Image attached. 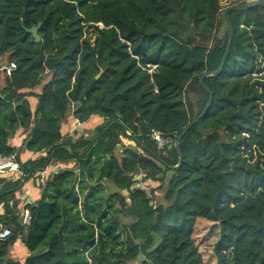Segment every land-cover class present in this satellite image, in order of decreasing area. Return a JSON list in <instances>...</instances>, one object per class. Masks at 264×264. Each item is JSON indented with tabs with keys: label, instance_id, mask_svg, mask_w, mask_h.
<instances>
[{
	"label": "trees",
	"instance_id": "trees-1",
	"mask_svg": "<svg viewBox=\"0 0 264 264\" xmlns=\"http://www.w3.org/2000/svg\"><path fill=\"white\" fill-rule=\"evenodd\" d=\"M227 1L0 0V67L16 66L0 70V156L21 174L0 176L12 230L0 264H204L199 221L218 228L216 264H264V8L229 14L223 70L203 79L212 103L174 147L207 103L199 79L224 54L223 10L248 0ZM39 23L35 43L25 29ZM40 53L62 63L48 72ZM69 114L101 122L69 135ZM153 130L169 143L158 148ZM24 151L36 156L22 162ZM53 165L22 225L20 184Z\"/></svg>",
	"mask_w": 264,
	"mask_h": 264
},
{
	"label": "water",
	"instance_id": "water-1",
	"mask_svg": "<svg viewBox=\"0 0 264 264\" xmlns=\"http://www.w3.org/2000/svg\"><path fill=\"white\" fill-rule=\"evenodd\" d=\"M255 8H264V0H248L243 5H236V6L227 7L226 9L223 10L222 21H223V23H224V25H225V27H226V29L228 31V40H227V45H226L224 54L222 56V59L220 61L218 69L216 71L212 72V73L205 74L204 76H202L199 79L200 86L208 94V100H207V103H206L205 107L201 111V113L189 125H187V127L183 130V132L175 140L174 147L176 149H178V147H179V143H180L181 138L189 131V129L191 127H193L195 124H197L202 119V117L205 115V113L207 112V110L209 109V107H210V105L212 103L213 93L208 89V87H206L204 85L203 79L205 77L210 76V75H214V76L215 75H219L222 72V70H223L226 58H227V56L229 54V50H230V47H231V44H232V41H233V35H234L231 23L229 21V14L232 13V12H243V11H246V10H249V9H255ZM39 28H40V23L37 26H35V27H32L30 29H25V33L29 34L35 43L40 42V36L38 34V29ZM36 62L38 64H40V65H43L44 68L48 72L54 71L56 69V67L59 66L62 63L61 58H58V57H56V58H54V57H44L42 53L39 54V56L36 59ZM101 74H102V71H100L99 74L95 76V79H98L101 76ZM7 128H8V126H7ZM9 138L10 137H8V139ZM176 167H174V168H176ZM4 171H7V169H5ZM22 185H23V182L20 184L19 189L22 187ZM18 221L21 223V221H22V217L21 216L19 217Z\"/></svg>",
	"mask_w": 264,
	"mask_h": 264
},
{
	"label": "crops",
	"instance_id": "crops-1",
	"mask_svg": "<svg viewBox=\"0 0 264 264\" xmlns=\"http://www.w3.org/2000/svg\"><path fill=\"white\" fill-rule=\"evenodd\" d=\"M5 65L0 67V70L2 67H4ZM2 71V70H1ZM35 93H39L40 89L36 88L34 90ZM28 100L31 104V106L33 107L36 103V100L34 97H28ZM100 119L98 118H91L88 122L84 123V124H80L78 123L70 114L69 117L67 118V123L62 125L63 128V133L68 132L69 135L72 134H76V135H80V134H84L87 130H91L94 127H96L99 123H100ZM27 137V133L26 134H22L21 132H16V134L14 135L13 138H10V143L12 146L19 148L22 144L23 141L26 139ZM119 152L121 153V150H119ZM35 154H32L30 152L24 151L21 154V161L24 162L28 159H31L33 157H35ZM58 170L57 166L53 165V166H49L45 171H43L45 178L51 174L52 172ZM41 173L37 174L35 176V178L30 179L27 182H23L22 187L19 189L18 191V198L20 200V204H19V211L22 215V209H23V203L26 202L27 204H33L36 200L39 199L40 197V191H39V184L41 183ZM11 176L14 177H19L20 176V172L19 170L16 172H7L5 174L2 175V177H5L6 179L11 178ZM20 242V241H17ZM21 243V242H20ZM20 243H17L14 247H18L21 246ZM27 253L25 251V254H23L22 259H24L26 257Z\"/></svg>",
	"mask_w": 264,
	"mask_h": 264
},
{
	"label": "rangeland",
	"instance_id": "rangeland-1",
	"mask_svg": "<svg viewBox=\"0 0 264 264\" xmlns=\"http://www.w3.org/2000/svg\"><path fill=\"white\" fill-rule=\"evenodd\" d=\"M231 0H228L227 2H229ZM224 6H228L227 3H223V7ZM126 145H133V144H129L127 142H125ZM120 148L117 149L116 151V155L119 156L120 152H119ZM143 185V184H142ZM151 184L148 183L145 186V192L147 194H149V190L152 188V186H150ZM155 186V184L153 185ZM157 201H161V197H162V193L158 192L157 193ZM218 236V228L216 225L210 224V223H206L204 221H199L195 231H194V242L197 246V249L199 251V253L202 256L203 262L204 264H216V259L215 256L213 254L212 251V247L213 244L215 243L216 239ZM17 243L20 242H15L11 248V257L16 258V259H21L23 254H25V247L22 243L21 246L18 247H14Z\"/></svg>",
	"mask_w": 264,
	"mask_h": 264
},
{
	"label": "built area",
	"instance_id": "built-area-1",
	"mask_svg": "<svg viewBox=\"0 0 264 264\" xmlns=\"http://www.w3.org/2000/svg\"><path fill=\"white\" fill-rule=\"evenodd\" d=\"M15 69H16V66L14 63H8L7 65L1 68V70L6 76H10L11 73ZM149 137L151 140L156 142L158 148H163L166 144L169 143V140L164 139L161 136L160 132L158 131H154V130L151 131V133L149 134ZM5 169H7V171H4ZM16 171H18V165L16 163L14 155H10L9 157L0 156V176H2L3 174L7 172H16ZM43 179H45V176H44V173L42 172L41 180ZM135 179H140V176H136ZM139 186L141 189H145V186H142V185H139ZM1 190H2V184L0 183V192ZM26 205L27 203L24 202L23 209H22V215H21L22 217L21 224L25 226L29 225L30 219H31L29 210L25 208ZM1 213H2V207L0 206V214ZM11 235H12L11 228H4L2 224L0 223V240H5L11 237Z\"/></svg>",
	"mask_w": 264,
	"mask_h": 264
}]
</instances>
